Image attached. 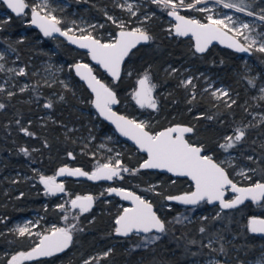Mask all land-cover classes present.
Returning <instances> with one entry per match:
<instances>
[{
	"label": "trees",
	"instance_id": "obj_1",
	"mask_svg": "<svg viewBox=\"0 0 264 264\" xmlns=\"http://www.w3.org/2000/svg\"><path fill=\"white\" fill-rule=\"evenodd\" d=\"M34 2L26 0L29 5ZM67 2L69 5L61 12L64 20L59 27L64 29L67 20L80 15L95 26L91 27V33L101 41H110L121 30L117 26L119 22H124L125 29H131L136 18L148 11L138 22L143 24L152 39L137 44L125 57L118 80L114 81L106 71L92 64L94 72L116 93L118 103L115 108L131 117L137 112L130 92L136 77L147 71L156 83L158 96L156 111L147 115L151 120L147 129L156 132L175 123L190 125L194 131L187 133L186 139L203 145L204 152L211 153L219 161L222 155L219 145L224 136L238 127L243 128L245 137L231 151L238 161L245 160L255 171L248 172L251 180L244 177L242 182L264 181V120L251 118L252 89L246 88L240 71L242 54L219 44L210 45L203 53L196 52L191 37L172 33L168 9L152 2L146 9L140 6L142 12L136 16H131L112 0ZM74 7L76 11L72 13ZM0 8L7 12L6 16H0V43L11 50L10 56H16L14 61L25 70L24 75H15L13 85L0 90V103L5 105L0 109V264H8L9 256L37 243L38 235L21 237L13 227L16 218L33 213L39 216L41 227L51 222L60 227L73 224L77 227L73 230V242L63 252L25 260L21 264H84L86 260L90 264H187L212 255L225 256L231 264H242L256 255L257 243L264 238L248 232L246 218L253 213L263 214L264 207L245 200L234 209L221 210L219 203L202 201L200 209L191 217L177 223L176 215L183 208L194 205H183L165 197L190 191L191 182L185 177L140 168L144 153L119 138L112 127L94 112L91 93L72 70L76 59L90 61L88 52L73 47L59 35L45 37L29 22L30 7L25 10L26 14L19 16L12 13L2 0ZM108 16L116 23L108 20ZM48 57L62 64L57 76L46 80L35 70L38 61ZM248 58L256 72L263 75L264 54L253 49ZM204 69L215 72L228 83L231 99H215L208 90L199 87L192 93L181 84L185 73ZM22 82L28 84L23 86ZM21 88L25 90L21 91ZM49 102L53 106L45 108ZM209 116L213 118L207 119ZM21 128L34 135H25ZM99 142H104L105 147L99 146ZM21 148L28 150L27 156L20 151ZM116 160L132 171H121L112 180L59 177L67 201L78 194L89 193L94 197L88 212L73 209L74 215L70 219H76L72 221L63 220L67 202L64 209L58 208L62 202L59 194L47 195L39 183L40 175L56 174L60 166L89 172L100 164L114 165ZM225 167L233 176L232 169ZM111 185L130 188L153 204L166 228L165 233L150 232L159 236V240L137 247L135 243L143 234L133 232L125 237L115 233V218L124 202L107 191ZM217 213H220L219 218H216ZM201 227L206 229L204 233L199 231ZM48 230L44 227L42 232ZM210 240L213 241L211 248L204 247ZM221 245L225 249L223 253L213 251ZM105 252H108L107 256Z\"/></svg>",
	"mask_w": 264,
	"mask_h": 264
},
{
	"label": "snow or ice",
	"instance_id": "obj_2",
	"mask_svg": "<svg viewBox=\"0 0 264 264\" xmlns=\"http://www.w3.org/2000/svg\"><path fill=\"white\" fill-rule=\"evenodd\" d=\"M151 2L168 9V16L173 17L177 21L174 26L175 34L177 36H187L190 33L195 40V51L198 53H203L213 40H218L220 43H226L227 47L239 53H251L254 49L256 52L264 54V31H257L259 26L255 23L243 22L238 17L234 18L231 15H225L223 18H214L212 15H208L206 17L208 23L205 24L198 19L186 18L178 13V8L208 12L210 9L207 7H196L206 3V0H193L192 3H185V0H151ZM214 2L217 5H221L224 9H232L236 13H243L264 24V9H260L259 13H257L253 9L251 0H214ZM3 3L17 16L26 14L25 10L30 7V23L39 28L45 37H50L53 33H59L61 36H65L70 43L76 44L82 49H87L92 60L103 67L114 81L120 78L121 63L129 55L130 51L142 41L148 42L152 39L147 31L140 27L125 30L123 21L117 24L121 30L109 42H102L94 37L91 32L85 34L86 30L83 28L79 29L81 35H70L73 29L62 30L58 26L61 24V20L53 15L54 10L50 8L49 0H40V2L32 5L26 3V0H3ZM119 6L126 7L131 16H136L137 13L133 11V5L127 3V0H125L124 5ZM107 19L116 23L111 16H108ZM73 24H75V21H73ZM100 27H103V25H100ZM229 33H232V35H228ZM238 38H242L244 42L241 43ZM0 59H3L2 55H0ZM2 68L3 65H0V69ZM74 68L76 74L87 83L88 88L94 94L95 98L91 103L99 115L111 121L121 135L133 140L141 151L147 153L148 158L140 165V168L164 169L176 176L188 177L193 182L194 191L178 196H167L165 199L177 201L183 205H198L202 201L212 204L214 201H218L221 210L234 209L238 205L243 204L245 200H251L254 204L264 207V182L256 181L248 187H238L230 179L225 167L222 166L225 163L224 161L216 162L211 155L203 154V145L196 146L185 139V133H192L194 131L193 127L177 125L153 134L146 129L145 122H137L135 119L117 115L112 110L111 105L118 102L115 92L92 74L93 69L89 65L77 63ZM9 71L13 70L9 69ZM17 74L24 75L25 70L20 68ZM182 83L187 85L191 83V80ZM252 83L253 81L250 80L249 84ZM137 85L138 87L132 93L136 104L142 109H157V102L152 95V90L155 86L150 83L149 76L147 74L142 76L137 81ZM24 90V88H21V91ZM260 91L264 93V88H261ZM218 92L224 96L228 95L227 92H221L219 89L213 91L212 95L217 96ZM11 95L12 93H9V96ZM62 99L63 97H61ZM261 99H264V96ZM231 103H235V101ZM52 106L51 102L44 105L45 108H51ZM228 106L230 107L231 104ZM4 107L5 105L0 103V109ZM212 118L211 116L207 117L209 120ZM21 131L28 136L34 135L26 128H21ZM244 137V129L238 127L234 129L233 135L224 138L225 142L221 143L219 147L224 152H228L229 149H233L240 143ZM20 151L24 155H28L27 149L21 148ZM71 155L69 153V156ZM248 159L251 160L252 157H248ZM121 171L129 172L132 170L123 167L121 162L116 160L114 165L111 163L101 164L91 173L85 172L80 168L69 169L63 167L58 170L56 175L67 174L69 176H86L90 180H112L113 177H118ZM237 174L251 180V177L246 176L243 171ZM39 183L44 186L47 195L65 192L64 185L56 183L53 176L40 175ZM226 188H230L235 193L233 199L226 200L224 198ZM107 191L110 194L115 193L124 200H130L132 203V207L124 208L122 214L115 220V233L117 235L126 237L133 232L148 234L153 230L156 233L166 232L165 223L153 211V206L150 202L131 191H125L121 188H109ZM92 204L93 197L91 195L76 196L70 201L71 208L79 209L80 213L88 212ZM58 208L64 209L65 205L60 204ZM219 217L220 213H217L216 218ZM64 219L67 220L68 216L65 215ZM73 219H76V217H73ZM176 222H182L181 218L177 217ZM76 227L75 224L69 227L53 226L49 234L40 235L37 233L39 236L38 243L30 251H21L11 256L8 264H21V261L33 260L38 257H51L56 253L63 252L73 242V230ZM79 230L82 231V229ZM247 230L253 234H264V218L250 216L247 222ZM14 231L21 237L32 235L28 225L17 226ZM199 231L204 233L206 229L201 227ZM159 239L160 237L156 235L146 236L144 244L137 245V247L147 246ZM189 243L196 242L190 241ZM212 243L213 241L210 240L207 245L203 246L211 248ZM110 251L111 249H109ZM213 251L223 253L225 249L221 245L218 250L213 249ZM104 255L107 256L108 252H105ZM84 264H90V262L86 260ZM209 264H219V261H210ZM257 264H264V261H258Z\"/></svg>",
	"mask_w": 264,
	"mask_h": 264
},
{
	"label": "rangeland",
	"instance_id": "obj_3",
	"mask_svg": "<svg viewBox=\"0 0 264 264\" xmlns=\"http://www.w3.org/2000/svg\"><path fill=\"white\" fill-rule=\"evenodd\" d=\"M34 1H35L34 4L40 2V0H34ZM112 1L115 2L118 7H121L119 5L125 4V0H112ZM149 2H151V0H127V3L133 5V11H136V13L141 11L140 6H142L143 8L146 9L150 5ZM192 2H193V0H185V3H192ZM251 2H252V6H253L254 10L257 13H259L260 9H264V0H251ZM68 5H69V2H67V0H49V6L51 9L54 10L53 15H55L60 20H64V17L62 19L63 14L61 12H63V10H65V8L68 7ZM196 7H207L208 9H210V11L199 12V11L186 9V8H178V12L181 14H186L192 18L198 19L200 22H207L208 20L206 17L208 15H212L214 18H223L225 15H231L234 18L238 17L240 21L248 22V23H255L259 26L257 28V31H264V24H261L260 21L255 20L253 17H248L247 15H245L243 13H236L232 9H224L221 5L215 4L214 0H206V3L201 4V5H197ZM122 8L126 9V7H122ZM30 10H31V8H30ZM182 10H185V12H182ZM75 11H76V8L75 7L72 8L71 12L73 13ZM147 12L148 11L142 12V14H140V16H139L140 18H136L137 22H135L136 24L131 29L136 28V27H140L143 29V24H141L138 21H139V19L140 20L144 19V17L142 15L147 13ZM30 13H31V11H30ZM6 15H7L6 10L4 8H0V16L4 17ZM64 15H65V13H64ZM73 21H75V24H73ZM91 25H92V23L88 22L87 18L78 15L76 17H73V18H70L69 20H67V23H66V26L64 27V30H66L68 28H72L73 29L72 34L81 35V32L79 31V29L83 28L86 30L85 34H87V32H91V27H90ZM169 27H172V23H171V25H169ZM239 39L242 42H244L242 40V38H239ZM106 42H109V41H106ZM10 54H11V50H9L4 44L0 43V55L3 56V59H0V65H3V68L0 69V71L2 72L0 74V90L4 89V88H9L11 85H13L15 82V80H14L15 75H17L19 69L22 68L21 66H19L14 61L16 56L11 57ZM45 57H47V56H45ZM241 63H242V66L240 67V71L243 73V76L245 78V82H244V83H246L245 86L247 89H252L250 91V93H251L250 97L252 100L250 102V104L253 107L252 111H251V118H254L256 121L264 120V99H261V97L264 96V93H262L260 91L261 88H264V74L261 75V73L256 72V68L254 67L253 62H251L249 60L247 55H241ZM61 64L62 63H60V64L56 63L52 59V57L40 59L38 61V66H37L35 72H37L40 76H42L46 80L48 78L53 79L61 71V68H60ZM9 69H12L13 71H9ZM145 74H147L149 76L150 83L155 86L152 90V95H153V98L158 103L156 83L152 79L150 73L147 71L140 73L136 77L135 85L130 92L131 100L136 104L135 100L132 97V93L138 87L137 81L142 76H144ZM64 80H66V79H64ZM189 80H191L190 84L185 85V83H182V82H187ZM250 80L253 81L252 84H249ZM180 81H181V84L186 89L191 91L192 93H194L196 91L197 87H199L201 90H208L209 93H211V94L213 91L219 89V90H221V92H227L228 95L224 96V95H221L220 92H218L217 96L212 95L215 99H223V100L231 99V95L229 94L228 83H226L224 80H222V78L218 74H215V72H212L210 70L204 69V70L198 71V72H187L184 75H182ZM27 84H28L27 82H22L21 85L26 86ZM136 106H137L138 110L132 116V118L137 120L138 122L143 121L147 125L151 121L147 115H149L150 113H154V111H156V109L155 110L149 109V108H143L142 109L137 104H136ZM233 134H234V132L228 133L224 136V138L226 136L233 135ZM224 142H225V139H223L222 143H224ZM98 145L101 147H105L106 144L104 142H99ZM206 154L211 155V153H208V152ZM233 155L234 154L231 151V149H229L228 152H224L222 150V155L219 158V161H224L225 162L224 165L230 167L232 169L233 174H237V173L243 171L245 173V175L248 176V172L251 171L252 168L247 166V162L245 160L240 159L238 161ZM95 169H96V167L91 169L89 172H93ZM49 176L55 177L56 182L62 183V181L60 180L59 177L56 176V174L49 175ZM241 177L244 178V176H241ZM58 194H59L60 200L62 201L61 204H65V202H67L68 209L66 210L67 212L65 215L70 216L68 218L69 219L68 221H72L73 219H70V218L74 215V213H73V209L71 208L70 201L74 196L70 197L67 201L64 194H62V193H58ZM123 206H125V204H123ZM198 209H200L199 204L188 207V208H183L176 215L175 221H176L177 217H180L181 220H184L185 217H186V219L191 217L194 214V212L197 211ZM65 215L63 216V220L67 221L64 219ZM39 221H41L39 219V216H37L36 213H33L30 215L21 216V217L16 218L13 221V227L16 229L17 226L28 225L30 232L32 234H35V235H37V233H39L40 235L45 233V232H42L44 227L46 229H49L48 231H50L53 228V226L60 227L54 222L48 223L47 226L44 223L43 227H41L39 225ZM63 227H66V225H64ZM152 235L153 234H150V233H148V234L144 233L138 239V241H137V243H135V245L136 246L137 245H143L145 237L146 236H152ZM140 247H143V246H140ZM257 249H258V251H257L256 255L253 256L252 258L247 259L242 264H257L258 261H264V239L257 243ZM11 256H13V255H11ZM11 256L8 257V260L10 259ZM225 259H226L225 256L212 255L209 258H206L202 261L201 260H192V261H189L187 264H209L210 261H219V262H224L226 264H231V263L227 262Z\"/></svg>",
	"mask_w": 264,
	"mask_h": 264
},
{
	"label": "water",
	"instance_id": "obj_4",
	"mask_svg": "<svg viewBox=\"0 0 264 264\" xmlns=\"http://www.w3.org/2000/svg\"><path fill=\"white\" fill-rule=\"evenodd\" d=\"M3 1V0H2ZM7 6V5H6ZM179 13V12H178ZM15 14V13H14ZM180 15H182V16H184V17H186V18H192V17H190V16H188V15H186V14H181V13H179ZM16 15V14H15ZM169 17V19L170 20H172V22H173V25H172V31H173V33L175 34V24L177 23V21L173 18V17H170V16H168ZM30 20H31V13H30ZM201 23H208V21L207 22H201ZM62 29V28H61ZM62 30H64V29H62ZM125 30H131V29H125ZM120 31V30H119ZM118 31V32H119ZM53 35H59V36H61L59 33H53ZM70 35H72V33H70ZM74 35H76V36H79V35H77V34H74ZM176 35V34H175ZM228 35H232V33H229ZM187 36H190L191 38H192V41H193V48H194V50H195V40H194V38L191 36V34L189 33ZM187 36H184V37H187ZM61 37H63L65 40H67V42L70 44V45H72L73 47H75V48H77V49H79V50H83V51H86V52H88V50L87 49H82V48H80L78 45H76V44H73V43H70L69 42V40L65 37V36H61ZM239 39V38H238ZM102 42H105V41H102ZM143 42V41H142ZM240 42L241 43H243L241 40H240ZM213 44H219V45H222V46H226V43H220V41H218V40H213L212 42H211V44H209L208 45V47L210 46V45H213ZM207 47V48H208ZM227 47V46H226ZM229 48V47H228ZM229 49H231L232 51H234V52H236L234 49H232V48H229ZM236 53H238V54H242V55H249L250 53H239V52H236ZM89 57H90V61L88 62V61H85V60H82V59H80V58H78V59H76L73 63H72V70H73V72H74V74L79 78V80L81 81V82H83L84 83V85L87 87V89L89 90V92L91 93V101L92 100H94V94L92 93V91H91V89H89L88 88V86H87V83L84 81V80H82L77 74H76V71H75V68H74V65L75 64H77V63H82V64H87V65H89L91 68H92V64H95V65H98L102 70H104V71H106L103 67H101L99 64H97L95 61H93L92 60V58H91V56L89 55ZM124 60H125V58H124ZM124 62V61H123ZM123 62L121 63V68H122V65H123ZM93 69V68H92ZM107 72V71H106ZM121 72V71H120ZM108 73V72H107ZM93 75H95L96 76V78L97 79H99L102 83H104V84H106L105 83V81H103V79H101L95 72H94V70H93V73H92ZM109 74V73H108ZM107 85V84H106ZM108 86V85H107ZM110 87V86H109ZM111 88V87H110ZM113 90V89H112ZM114 91V90H113ZM116 94V93H115ZM117 101H118V98H117ZM118 103V102H117ZM117 103L116 104H113V105H111V108H112V110L114 111V112H116V114L117 115H121V116H125V117H127V118H129V119H133L131 116H129V115H126L125 113H123V112H121V111H119V110H117L116 108H115V106L117 105ZM91 106H92V108H93V110H94V112L102 119V120H104L107 124H109L111 127H112V129H113V131L115 132V134L119 137V138H121V139H123V140H125V141H128L129 143H131L139 152H141V153H144V155H145V159L141 162V164L148 158L147 157V153L146 152H144V151H141L140 149H139V147L135 144V142L133 141V140H131V139H129L128 137H126V136H123V135H121L120 134V132L119 131H117V129H116V126L113 124V123H111V121H109V120H106L104 117H102V116H100L99 115V113H98V111L96 110V108L93 106V104L91 103ZM137 121V120H136ZM138 122V121H137ZM177 125H179V126H182V127H192V126H190V125H187V124H183V123H176V124H173L172 126H169V127H163V128H160L159 130H157L156 132H160V131H163V130H165V129H167V128H170V127H175V126H177ZM147 129V128H146ZM148 131H150L149 129H147ZM151 133H156V132H152V131H150ZM186 134V133H185ZM185 139H186V136H185ZM190 143H192V142H190ZM192 144H194V145H196V146H201V145H198V144H196V143H192ZM203 154H206L205 152L203 153ZM206 155H209V154H206ZM216 162H219L218 160H216L215 158H213ZM140 164V165H141ZM223 167H225L224 165H222ZM63 167H67V168H69V169H76L77 167H70V166H60V167H58L57 169H56V173L58 172V170L60 169V168H63ZM225 169H226V167H225ZM82 170V169H81ZM153 170H157V171H159V172H166V173H168L169 175H171L172 177H180V176H176V175H174V174H172V173H169V172H167L166 170H164V169H153ZM84 171V170H83ZM226 171L228 172V170L226 169ZM85 172H88V171H85ZM88 173H91V172H88ZM228 174H229V172H228ZM67 174H64V175H56L57 177H60V176H66ZM76 177H82V178H87L86 176H76ZM229 177H230V179L231 180H233V182H235L236 184H237V186L238 187H248V186H250L252 183H248V184H244V185H239L232 177H231V175L229 174ZM185 178H187L190 182H191V184H192V189L190 190V191H188V192H191V191H194L195 190V187H194V184H193V182L188 178V177H185ZM260 182H264V181H260ZM56 183H58V184H62V183H60V182H56ZM255 183V182H254ZM109 188H121V189H124L125 191H131V192H133L134 194H136V195H139V196H141L143 199H145V200H147L148 202H150L148 199H146L142 194H140V193H138V192H136V191H134V190H132V189H130V188H127V187H123V186H117V185H111V186H109ZM108 188V189H109ZM230 189V188H229ZM231 190V189H230ZM187 193V192H186ZM225 193H226V190H225ZM182 194H184V193H180V194H176V195H167V196H178V195H182ZM88 195H91V194H89V193H87V194H78V195H76V196H88ZM111 195H113V196H116V197H118L119 199H121L123 202H124V204H125V206H124V208H130V207H132V203H131V201L130 200H124L122 197H120V196H117L115 193H111ZM76 196H74L72 199H74ZM92 196V195H91ZM93 197V196H92ZM225 198V197H224ZM71 199V200H72ZM93 203H94V197H93ZM151 203V202H150ZM214 203H219L218 201H214L212 204H214ZM152 204V203H151ZM92 206H93V204H92ZM152 206H153V204H152ZM124 208L121 210V212L116 216V218L120 215V214H122V212H123V210H124ZM153 211L157 214V212H156V210L154 209V206H153ZM157 216L160 218V216L157 214ZM250 216H258V217H261V218H264V215L263 214H252V215H250ZM249 216V217H250ZM249 217H248V219H249ZM116 218H115V220H116ZM161 219V218H160ZM247 222H248V220H247ZM49 232L50 231H47V232H45V233H43L42 235H45V234H49ZM152 232H155L154 230L152 231ZM141 234H144V233H141ZM253 234V233H252ZM254 235H257V236H259V237H262V238H264V234H259V233H257V234H254ZM38 241H39V239H38ZM38 241H37V243H38ZM35 246V245H34ZM34 246H32V247H34ZM31 247V248H32ZM31 248H29V249H26V250H18V251H16L13 255H15L16 253H18V252H21V251H23V252H27V251H30L31 250ZM38 258H40V257H38ZM35 259H37V258H35ZM219 264H225L224 262H219Z\"/></svg>",
	"mask_w": 264,
	"mask_h": 264
},
{
	"label": "flooded vegetation",
	"instance_id": "obj_5",
	"mask_svg": "<svg viewBox=\"0 0 264 264\" xmlns=\"http://www.w3.org/2000/svg\"><path fill=\"white\" fill-rule=\"evenodd\" d=\"M29 21H31V20H29ZM171 23H172V25H173V22H172V20H171ZM172 28V27H171ZM172 33H173V31H172ZM174 34V33H173ZM190 37V36H189ZM106 42V41H105ZM123 66V65H122ZM121 70H122V68H121ZM176 124V123H175ZM173 124H171V125H168V126H166V127H169V126H172ZM187 134V133H186ZM186 134H185V136H186ZM239 185H244V184H248V183H254V182H256V181H262V180H260V179H256V180H253V181H249V182H246V183H243L242 181H243V178L241 177V175H238V174H233V176H231ZM192 189V188H191ZM190 189V190H191ZM234 196H235V193H233L229 188H226V193H225V199L226 200H231V199H233L234 198ZM124 208V207H123ZM254 214V213H253ZM255 214H257V213H255ZM250 215H252V214H249L248 216H247V218H246V227H247V220H248V217L250 216ZM263 215H264V213H263ZM34 246V245H33ZM31 248V247H30ZM11 258V257H10ZM26 261H30V260H26ZM23 261H21V263H22ZM226 264V263H225Z\"/></svg>",
	"mask_w": 264,
	"mask_h": 264
}]
</instances>
